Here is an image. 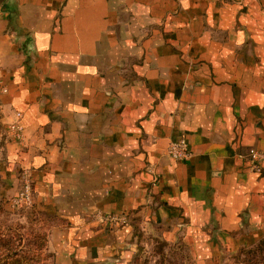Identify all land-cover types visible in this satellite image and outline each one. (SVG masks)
<instances>
[{"label":"crops","instance_id":"0c3cea01","mask_svg":"<svg viewBox=\"0 0 264 264\" xmlns=\"http://www.w3.org/2000/svg\"><path fill=\"white\" fill-rule=\"evenodd\" d=\"M0 125L56 264H126L137 224L220 264L264 239V0H0Z\"/></svg>","mask_w":264,"mask_h":264},{"label":"rangeland","instance_id":"374dc122","mask_svg":"<svg viewBox=\"0 0 264 264\" xmlns=\"http://www.w3.org/2000/svg\"><path fill=\"white\" fill-rule=\"evenodd\" d=\"M23 189L24 181L17 195L7 196L6 186L0 176V235L15 240L21 249L29 253L27 257L33 258L32 264H56L55 255L48 247V236L58 221L37 208L35 201L32 206L20 202L19 196ZM134 231L137 244L132 247V255L126 264H192L182 246L166 244L160 234L151 233L139 224L134 225ZM244 259L240 249L230 252L226 249L221 254L220 264H244ZM121 261L118 257H110L105 263L119 264Z\"/></svg>","mask_w":264,"mask_h":264},{"label":"built area","instance_id":"2783aa9c","mask_svg":"<svg viewBox=\"0 0 264 264\" xmlns=\"http://www.w3.org/2000/svg\"><path fill=\"white\" fill-rule=\"evenodd\" d=\"M11 130L14 132V137L17 139L22 138L23 127L20 123H16L11 127ZM170 155L178 161H189L191 157V149L187 141H181L179 143H174L170 147ZM252 166V171H260V162L264 161V154L258 150H254L250 154ZM34 188L33 183L30 179L24 181V189L19 196L20 202L26 206H32L34 202ZM101 222L106 225L113 227H121L128 225V218L126 215L118 214H101Z\"/></svg>","mask_w":264,"mask_h":264},{"label":"trees","instance_id":"16d2710c","mask_svg":"<svg viewBox=\"0 0 264 264\" xmlns=\"http://www.w3.org/2000/svg\"><path fill=\"white\" fill-rule=\"evenodd\" d=\"M51 218L58 221L55 226L63 224L61 219ZM5 238L4 235H0V264H32L33 258L27 257L30 256L28 252L21 249L15 240ZM240 252L245 256V259L242 260L244 264H264V239L253 246L240 248ZM237 259L240 260L239 258Z\"/></svg>","mask_w":264,"mask_h":264}]
</instances>
